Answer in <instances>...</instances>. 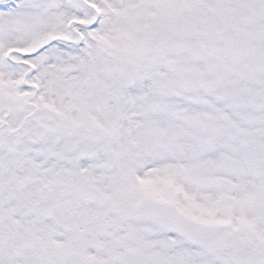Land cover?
I'll use <instances>...</instances> for the list:
<instances>
[{
    "label": "snow or ice",
    "instance_id": "obj_1",
    "mask_svg": "<svg viewBox=\"0 0 264 264\" xmlns=\"http://www.w3.org/2000/svg\"><path fill=\"white\" fill-rule=\"evenodd\" d=\"M0 264H264V0H0Z\"/></svg>",
    "mask_w": 264,
    "mask_h": 264
}]
</instances>
